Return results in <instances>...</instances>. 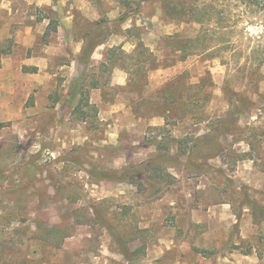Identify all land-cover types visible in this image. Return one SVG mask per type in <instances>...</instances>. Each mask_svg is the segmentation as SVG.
I'll list each match as a JSON object with an SVG mask.
<instances>
[{
    "label": "rangeland",
    "instance_id": "rangeland-1",
    "mask_svg": "<svg viewBox=\"0 0 264 264\" xmlns=\"http://www.w3.org/2000/svg\"><path fill=\"white\" fill-rule=\"evenodd\" d=\"M118 1L124 7L121 16L132 20L128 39L152 46L176 33L197 35L199 26L176 21L182 20L177 9L212 4L214 13L228 17L229 26L244 11L234 0ZM11 8L19 19H48L41 45L57 42L50 35L58 23L55 12L17 2ZM242 18L228 31L240 57L232 52L216 59L190 57L147 71L133 91L109 85L88 89L95 79L109 78L98 73L99 54L83 69L72 62L78 54L58 53L49 59L45 76L36 73L27 81L13 73V83L0 84L6 90L0 102L7 104L0 106V264H264V221L253 225L246 206L264 208V64L262 81L250 90L258 92L250 93L254 108L238 120V132L221 137L218 148L193 142L225 119L229 105L222 88L227 83L243 90L247 81L236 68L264 45L263 16L249 10ZM78 24L79 38L94 30L79 18ZM119 27L108 26L107 32L118 33ZM133 28L138 38H132ZM16 40L0 48L10 49L8 56L18 61L30 57L31 52L17 50ZM32 55L43 54L35 47ZM154 55L164 58L156 50ZM177 60L170 55L166 64ZM205 72L211 88L201 91L197 107L171 106L176 100L181 105L172 90L163 107L157 99L154 103L168 80L181 75L185 84L196 85ZM0 80L9 79L0 75ZM100 98L104 103L94 104ZM5 111L10 115H2ZM196 114L204 116L199 123ZM253 134L261 137L254 140ZM171 140L179 144L166 150ZM167 156L150 174L138 172L140 180L133 183L91 177L93 171L120 172Z\"/></svg>",
    "mask_w": 264,
    "mask_h": 264
},
{
    "label": "trees",
    "instance_id": "trees-1",
    "mask_svg": "<svg viewBox=\"0 0 264 264\" xmlns=\"http://www.w3.org/2000/svg\"><path fill=\"white\" fill-rule=\"evenodd\" d=\"M234 1H236V3L240 7H242L244 11L239 13V15L237 16L238 21L234 20V24L232 22L231 26H229L228 24L230 21L228 17L224 16L223 14L218 15L214 13V7L212 4H208L207 6H203L202 8H189L188 10H178L176 8L177 11H181L180 14L182 15V20L176 21L182 25L199 26L201 29L197 31V35H195L193 38H187L183 37L181 34L176 33L161 38L158 44V52L163 54L164 58L162 60L154 55V53L150 52L147 48H145L139 39L136 42L135 49L129 54L122 51L121 47L110 48L104 53V62L100 63L98 66L99 75H106L105 77H109L113 69H120L128 76V83L125 88L133 91L132 88L137 87L138 81L142 79V77H145L147 71L168 68L176 62H185L190 57L202 56L209 59H216L227 52H232L233 56L237 55L238 57H240V54H242V52H236L235 46L231 41V37L228 31L231 27H235L237 23L243 19L242 16L245 13L247 14L249 10L252 11V13H255L256 11L264 18V0ZM126 21L127 17L123 15L115 21H109L105 18H101L100 20L91 23L94 27V30L93 32H86L81 37L83 43L82 49L76 58L77 62L83 67V69H85V67L92 60L91 58L94 50L98 46L102 45L105 39L108 37L109 32H107V27H121ZM210 25H213V27L210 28ZM134 37L138 38L139 33L136 32ZM7 43L10 42L8 41ZM9 54L10 49L5 50L3 48H0V63L1 59ZM170 55L177 56L178 60L171 61L169 62L170 64H166L168 61V56ZM263 64L264 45L260 47L258 46L256 49L251 50V53L248 54L243 66H238L240 67L239 70L236 68V72L240 76V78L247 81L243 90L237 92L227 83L222 88L223 95L229 105V110L225 114V119H217V121L213 122L209 126L208 132L204 136L196 139L197 141L193 140V142H210L214 146L217 145L218 148L220 147L221 137H228L235 132H238V120L247 112H249L250 109L254 108V103L251 100L250 93L256 95L258 94V92L256 90H253V92L250 90L262 81L260 68L263 66ZM23 71H31L30 73L33 74L36 73L37 70L35 68L28 70V68L24 67ZM183 78L185 77L178 75L175 78L168 80V82L163 85V88L157 92V97L154 98V103L157 99L156 105L159 107H163L164 101H169V99L171 98V93L173 91L177 93L179 97H181V105L177 104L176 100L175 103L171 106L177 105L184 106L186 108L197 107L196 105L198 103V96L201 91H203L204 88H211L209 73L205 72L203 77L196 85H192L189 83L185 84L182 81ZM75 83L76 81H72V84ZM180 84L182 85V87L180 88L183 91L178 92L177 87ZM106 85V82H100V80L95 79V81H93L88 89L90 91L100 90ZM144 85L146 86V82L140 84L138 88H142V86ZM165 90H168V93L165 92ZM164 93L166 94L164 95ZM163 96H165V98H162ZM149 99H151V97L147 98L146 100ZM84 100L86 107L92 106L88 104V98L85 97ZM142 101H145V99H143ZM147 103H150V100ZM90 109L94 110V107ZM96 113L97 111L94 110V115H96ZM169 115L170 112L167 111L162 114V117L163 119L168 120ZM203 118L204 116L202 114H196L193 119H195V122L199 123ZM176 119H179V117ZM259 137H261V135L253 134L252 138L256 140ZM246 142L250 143L249 141ZM156 144L159 145V142ZM177 144H179L178 141L171 140L170 143L166 145L165 149L169 150ZM248 145L250 146L251 144ZM197 147L198 146L195 144L194 148L196 149ZM183 156H185V152L183 153ZM217 157L218 153L215 156H211L209 159H214ZM170 158L171 157L169 156L164 157L163 159L159 158L156 161H152L150 163L151 165L149 166L148 164H140L138 166L124 168L120 172L102 170L101 172L93 171V174L95 176L91 177H98L100 181L133 183L140 180L139 177L141 176H137L138 172L146 170L148 174H150V171L156 169L157 167H160L161 163H164V161L167 162ZM246 206L251 211L253 225L258 226L262 221H264V208H261L252 203H247ZM120 251L123 257H125L128 262H132V259L127 256L122 247L120 248ZM200 255L201 257H206L204 253H201Z\"/></svg>",
    "mask_w": 264,
    "mask_h": 264
},
{
    "label": "crops",
    "instance_id": "crops-1",
    "mask_svg": "<svg viewBox=\"0 0 264 264\" xmlns=\"http://www.w3.org/2000/svg\"><path fill=\"white\" fill-rule=\"evenodd\" d=\"M15 2L55 12L58 17V23L56 30H53L50 35L54 36L57 42L50 44L47 40V43L41 45V40L45 31H47L49 20L42 19L40 21H35L33 18H28V20H26L27 18L19 19V16L12 14L11 5ZM123 8L124 7L118 0H100L99 2L98 0H0V46L7 40L14 38L17 39L14 42L17 50L24 54L31 52V56L23 58L22 61H18L8 55L5 59L3 58L1 60L0 75H6L9 80H0V84L13 83V73L17 75L18 79L21 78L27 81L30 79V76H33L36 73L37 75L44 74L45 76L47 63L51 57L56 59L58 53H61V57H68L69 54L75 56L81 52L83 44L82 39L79 38L78 34L75 32V29H77V26L79 25L78 18L79 21L88 22L90 24L101 18L115 21L123 13ZM25 20L26 22L24 23ZM130 21L132 22L131 19H127V21L119 27L118 33L111 34L110 31L104 43L94 50L91 59H95V55L99 54L98 57H100V60H98V66L100 63L104 62V53L110 48L121 47L122 51L127 54L135 49L136 43H132L127 36V34H129V30L127 31L129 28L127 27H129L128 24H130ZM133 31L139 33V30L136 28H133ZM133 33L132 36H134ZM139 40L150 52L154 53V50L159 51L158 44L160 39L158 40V43L157 41L154 42V46H152V44H144L143 40ZM125 41L131 43L126 44ZM126 46H128V49H126ZM35 47L43 55H32L34 54ZM72 62H77L76 58H73ZM24 67L28 69L29 67L30 69L35 68L37 71L33 74L27 72L24 73ZM106 83L107 86L124 88L128 83V76L120 69H113ZM93 91L97 92L99 90ZM3 92L6 93V90L0 88V93ZM103 103L104 102L100 98L99 102L94 104L101 105ZM1 105L7 107L6 103L2 102L1 104L0 102V106ZM10 113L11 112L5 111L2 115L8 116ZM243 259H247V257L244 256L242 257V260Z\"/></svg>",
    "mask_w": 264,
    "mask_h": 264
}]
</instances>
